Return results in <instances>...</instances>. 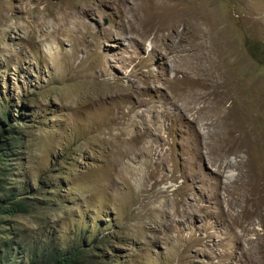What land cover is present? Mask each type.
<instances>
[{
	"label": "rangeland",
	"instance_id": "rangeland-1",
	"mask_svg": "<svg viewBox=\"0 0 264 264\" xmlns=\"http://www.w3.org/2000/svg\"><path fill=\"white\" fill-rule=\"evenodd\" d=\"M263 139L264 0H0V179L36 205L2 220L26 256L264 264Z\"/></svg>",
	"mask_w": 264,
	"mask_h": 264
},
{
	"label": "trees",
	"instance_id": "trees-1",
	"mask_svg": "<svg viewBox=\"0 0 264 264\" xmlns=\"http://www.w3.org/2000/svg\"><path fill=\"white\" fill-rule=\"evenodd\" d=\"M8 135H5L7 145ZM6 154L0 151V170L2 163L5 161ZM29 196L24 193H17L14 189L7 187L4 181L0 179V228L1 232H5V235L0 236V264H81L85 263V249L75 248L69 250H61L56 247H47V243H39L38 241H32L30 248L26 250V253L22 250V245L18 241V234L13 233V230L9 231V226L5 223L4 215H15L18 213H28L33 210L36 205H30L28 200ZM3 219V220H2ZM7 226V227H6ZM4 228V229H3ZM7 229V230H6ZM40 250V251H39ZM24 255L27 260L19 259Z\"/></svg>",
	"mask_w": 264,
	"mask_h": 264
},
{
	"label": "bare ground",
	"instance_id": "bare-ground-1",
	"mask_svg": "<svg viewBox=\"0 0 264 264\" xmlns=\"http://www.w3.org/2000/svg\"><path fill=\"white\" fill-rule=\"evenodd\" d=\"M196 2H197V0H196ZM133 8V7H132ZM264 140V139H263Z\"/></svg>",
	"mask_w": 264,
	"mask_h": 264
},
{
	"label": "water",
	"instance_id": "water-1",
	"mask_svg": "<svg viewBox=\"0 0 264 264\" xmlns=\"http://www.w3.org/2000/svg\"><path fill=\"white\" fill-rule=\"evenodd\" d=\"M104 23H107L106 21Z\"/></svg>",
	"mask_w": 264,
	"mask_h": 264
}]
</instances>
